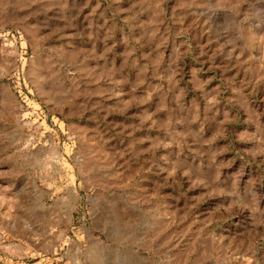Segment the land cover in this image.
<instances>
[{"label": "rangeland", "instance_id": "rangeland-1", "mask_svg": "<svg viewBox=\"0 0 264 264\" xmlns=\"http://www.w3.org/2000/svg\"><path fill=\"white\" fill-rule=\"evenodd\" d=\"M0 264H264V0H0Z\"/></svg>", "mask_w": 264, "mask_h": 264}]
</instances>
